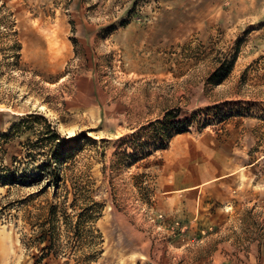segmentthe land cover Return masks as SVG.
<instances>
[{
  "label": "rangeland",
  "instance_id": "374dc122",
  "mask_svg": "<svg viewBox=\"0 0 264 264\" xmlns=\"http://www.w3.org/2000/svg\"><path fill=\"white\" fill-rule=\"evenodd\" d=\"M0 264H264V0H0Z\"/></svg>",
  "mask_w": 264,
  "mask_h": 264
},
{
  "label": "trees",
  "instance_id": "16d2710c",
  "mask_svg": "<svg viewBox=\"0 0 264 264\" xmlns=\"http://www.w3.org/2000/svg\"><path fill=\"white\" fill-rule=\"evenodd\" d=\"M48 127H49V130L51 131L52 127H51L50 124L48 125ZM51 133H52L53 135H55V137H58V133H57L56 130L52 131ZM25 177H26V175L23 176L22 181H25ZM12 180H13L15 183H16V182H19V179H17L16 176H14V177L12 178ZM20 181H21V180H20Z\"/></svg>",
  "mask_w": 264,
  "mask_h": 264
},
{
  "label": "bare ground",
  "instance_id": "6f19581e",
  "mask_svg": "<svg viewBox=\"0 0 264 264\" xmlns=\"http://www.w3.org/2000/svg\"><path fill=\"white\" fill-rule=\"evenodd\" d=\"M41 109H42V110H44V109H45V106H44V105H42Z\"/></svg>",
  "mask_w": 264,
  "mask_h": 264
}]
</instances>
